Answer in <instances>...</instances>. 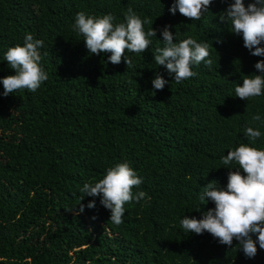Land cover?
Listing matches in <instances>:
<instances>
[{"label":"trees","instance_id":"obj_1","mask_svg":"<svg viewBox=\"0 0 264 264\" xmlns=\"http://www.w3.org/2000/svg\"><path fill=\"white\" fill-rule=\"evenodd\" d=\"M233 2L213 0L192 21L172 14L174 0H0V81L15 74L5 53L27 34L44 42L40 66L48 74L35 92L5 96L0 82V264H264L258 243L249 258L235 238L228 246L180 225L215 207L199 197L212 181L226 189L238 169L222 163L229 151L241 144L264 150V95L235 97L244 78L261 74L255 64L264 56H253L242 34L220 22ZM128 8L153 22L144 24L145 32L156 30L149 49L126 50L119 64L111 53L90 54L72 28L76 14L110 13L119 24ZM165 26L174 42H206L211 66L193 65L197 75L177 84L154 63ZM157 75L168 81L160 90L152 84ZM247 127L261 136L251 141ZM125 162L142 179L134 196H146L125 203L115 225L102 196L81 189Z\"/></svg>","mask_w":264,"mask_h":264},{"label":"clouds","instance_id":"obj_2","mask_svg":"<svg viewBox=\"0 0 264 264\" xmlns=\"http://www.w3.org/2000/svg\"><path fill=\"white\" fill-rule=\"evenodd\" d=\"M212 2L174 0L170 11L172 14L179 11L184 17L198 21L210 11ZM115 19L110 13L97 18L81 11L76 14L72 28L84 37L90 54L111 53L108 59L112 64H119L126 50L140 54L149 49V38L156 37V30L151 27L145 32L144 24L153 25L152 21L142 20L132 8H128L125 13L126 23L114 24ZM219 20L231 26L230 32L242 34L244 46L253 56H264V47L260 46L264 42V0H252L247 6L244 0H234L222 12ZM161 35L164 47L155 49L154 63L165 66L170 75L174 74L177 84L197 75L192 71L193 65L199 66L204 62L206 66H211V59L206 60L210 56L206 42H197L192 37L174 42L170 26H165ZM43 44L42 40L27 34L23 46L17 45L7 50L5 60L15 70V74L0 81L5 96L22 89L35 92L48 79V74L40 66ZM125 63L130 67L131 61L126 57ZM255 68L261 74L244 78L243 84L235 87V97L248 100L264 95V60L258 61ZM166 83L168 81L160 75L152 81L156 90L163 89ZM252 120L260 121L261 116L256 114ZM245 135L254 142L261 132L247 127ZM233 162L238 165V169L229 172L226 189L212 181L204 187L199 197L201 201H212L215 207L204 212L201 219L185 215L180 225L186 233L203 234L206 231L228 246L232 245L235 238L245 256L253 258L257 254V243L260 249H264V150L241 144L222 158L224 165ZM141 183L142 179L125 162L109 168L104 178L94 185L86 183L81 191L87 196H102L100 202L110 210V221L120 225L125 203L134 199L139 202L146 196L143 191L135 196L133 194V188H138ZM87 207H95V201L89 202ZM83 210L84 205L81 203L80 211ZM200 210L197 208L195 211ZM254 235L256 239H253Z\"/></svg>","mask_w":264,"mask_h":264}]
</instances>
